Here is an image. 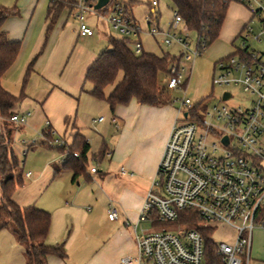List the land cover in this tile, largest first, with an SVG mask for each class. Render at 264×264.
Returning a JSON list of instances; mask_svg holds the SVG:
<instances>
[{"label": "rangeland", "instance_id": "374dc122", "mask_svg": "<svg viewBox=\"0 0 264 264\" xmlns=\"http://www.w3.org/2000/svg\"><path fill=\"white\" fill-rule=\"evenodd\" d=\"M0 5L12 7L16 11L15 15L8 16L3 23L8 36L20 41V51L4 75L3 83L9 92L18 95L27 64L40 51L44 43L43 21L46 0H0ZM130 7L142 31H147L146 15H149L151 7L146 0H133ZM159 11V26L167 30L168 23L172 20L171 0H159ZM244 13L245 9L241 4L230 1L219 38L194 59L192 66L189 61L183 62V74L186 78L185 92L182 89L165 88L171 96L172 102L169 105L173 111L182 109L179 99L184 96L196 101L204 95H210V102L219 101L223 90H231L233 94L231 99L223 101V104L228 107L238 104L245 106L250 102L251 96L240 86L212 87L209 79L214 62L230 54L235 47H239V38L231 43L227 36L233 32V28ZM65 14L68 15V12L62 15ZM156 15L157 9L154 12V16ZM84 21L93 29L92 37H79L78 22L71 16L64 24L58 21L49 33L42 52L36 58L28 75L23 88V97L16 106L18 112L29 113V115L26 122L16 124L9 144L20 162H23V175L30 172L29 177L23 176V185L16 189L13 200L21 207L34 204L50 213L51 225L45 243L54 245L55 240L63 236L59 242H66L68 239L70 258H76L79 255V243L83 233L80 226L87 219L96 221L106 232H113L116 221L108 220L107 205L110 203L117 207V196L126 186L135 194H142L144 199L151 184L150 181L136 182V177L130 176L127 172L131 169L125 167L124 163H116L110 156L104 155L102 159L92 156L102 147L103 141L110 149L115 146L121 122L118 121L115 124L111 122L112 113L108 104L104 100L93 97L89 93L92 84L84 80L87 66L102 50L108 48L106 37L114 35V32L108 22L95 12H85ZM251 25L257 29L258 23L253 21ZM182 35L189 49L194 50L197 34L194 31L184 30ZM141 37L144 49L158 55L165 52L177 55L181 50V46L177 43L165 45L160 43L158 37V43L148 35L142 34ZM249 43L250 48L264 51V40ZM119 79L120 74L116 81ZM161 84L164 86V79ZM111 88L112 86L106 88V94ZM67 109L73 110L72 119L79 127L80 133L84 134L90 142L87 171L91 180L79 177L72 181L71 172L59 163L63 153L58 148L52 147L57 145L59 139V125L62 122L59 116L60 111ZM56 114L59 115L56 116ZM99 117H102V120L98 121ZM46 119L53 123L51 135L55 143L43 134L48 128ZM150 125L146 123V129H151ZM70 134L73 140L75 132ZM41 141H45L49 146L41 144ZM63 142L68 145L67 142ZM91 167H95L96 172L91 173ZM57 169L60 170L59 173H56ZM198 226L200 223L191 225L169 223L166 228L169 232L181 233ZM141 228L150 229V224L141 222L138 229ZM233 235L234 230L230 226L217 223L212 238L219 243L230 242ZM88 242H91L88 246L91 248L93 243ZM27 246V243L16 239L10 226L1 229L0 264H25ZM116 255L114 252L112 259L110 258L111 264H117L120 256Z\"/></svg>", "mask_w": 264, "mask_h": 264}, {"label": "built area", "instance_id": "2783aa9c", "mask_svg": "<svg viewBox=\"0 0 264 264\" xmlns=\"http://www.w3.org/2000/svg\"><path fill=\"white\" fill-rule=\"evenodd\" d=\"M70 1L68 15L77 20L79 36L93 35V29L84 21V13L92 11L108 22L118 38L129 40L136 54L142 51L138 39L142 29L121 0H116L107 14L93 9L90 0ZM224 1L243 5L249 17L237 37L239 47L214 62L211 84L240 86L251 96L250 102L226 106L223 101L232 98L231 90H223L219 101L210 102L207 97L179 99L182 109L177 110L156 175L132 224L136 255L121 258L120 264H248L252 232L256 227L264 228V51L250 48L249 43L264 40V0ZM148 2L157 4L156 0ZM253 21H257V29L251 25ZM184 30V21L174 10L167 30L151 24L146 31L150 36H160L165 45L181 46L178 62L170 66L164 78L168 90L185 92L183 62L192 65L201 53L197 45L189 49ZM28 115L16 113L10 120L24 123ZM62 144L58 139L57 145ZM90 172H96L95 167ZM25 176L29 177L30 172ZM182 213H194L200 226L181 233L169 232V223L191 225L179 221ZM107 217L117 220V207L110 204ZM141 222H148L150 229H138ZM217 223L230 226L234 235L230 242L220 243L211 235L213 255L209 257L200 227L214 232ZM124 224L131 222L125 219Z\"/></svg>", "mask_w": 264, "mask_h": 264}, {"label": "trees", "instance_id": "16d2710c", "mask_svg": "<svg viewBox=\"0 0 264 264\" xmlns=\"http://www.w3.org/2000/svg\"><path fill=\"white\" fill-rule=\"evenodd\" d=\"M94 5L96 0H90ZM116 0H109L108 4L98 9L102 14H107ZM125 11L128 13L133 0H121ZM174 10L182 17L189 31L197 34V49L202 52L217 38L224 22L228 2L224 0H171ZM71 9L70 0H48L46 9V27L44 31V43L38 53L28 62L22 81L21 91L13 95L1 85V78L11 67L20 50L19 40H9L7 33L2 29L3 21L16 11L12 7L0 5V230L11 227L13 234L19 242L27 243L25 252V264H48L50 256L65 259L67 253L64 243L54 245L45 243L51 225V215L48 211L34 206V204L21 207L13 200L16 189L23 185V169L19 158L9 147L12 133L16 124L10 117L17 112L16 106L23 97V88L34 62L42 52L49 33L54 28L63 11ZM130 41L112 35L107 36L108 48L102 50L95 60L86 69L84 80L92 84L89 93L100 100H104L111 112L118 105H127L132 99L139 104L165 105L172 102L169 92L161 84L173 63H177L179 55L168 52L161 55L142 50L136 54L130 47ZM120 79L116 81L118 75ZM112 86L106 94L107 87ZM207 98L210 95L206 96ZM44 135L51 142V130L47 129ZM48 145L45 141L40 142ZM58 148L64 153L62 167L71 172V180L79 177L91 180L87 171V160L90 153V144L86 138L76 131L70 144L63 142ZM107 148L103 144L94 158L102 159L106 155ZM74 153L77 156H74ZM60 170L57 169L56 173ZM179 221L195 224L194 213H182ZM204 239L205 254L213 255L212 228L200 227Z\"/></svg>", "mask_w": 264, "mask_h": 264}, {"label": "crops", "instance_id": "0c3cea01", "mask_svg": "<svg viewBox=\"0 0 264 264\" xmlns=\"http://www.w3.org/2000/svg\"><path fill=\"white\" fill-rule=\"evenodd\" d=\"M156 1H157L156 5H151L148 2V0H146L148 5L151 7L149 15H146L148 27L151 24H153L158 29L164 30L159 26L160 25L159 0ZM47 4H48V0H46L45 15L43 21L44 31L46 27L45 16H46ZM241 6L245 9V13L241 16V19L238 21L235 28H233L234 29L233 32L229 33L227 36L231 40V43L238 37L239 32L241 31L244 23L247 21L249 17V13L247 9L243 5ZM156 9H157V15L154 16V12L156 11ZM173 11H172V17H173ZM65 12L67 13V11L65 10L62 12V14H64ZM62 14L60 15L58 21L61 22V24H64L69 16L66 14L65 15ZM128 14L132 18V20L140 26V23L133 14L131 7L128 11ZM170 22L168 23L169 25ZM2 29L6 31L7 38L9 40H16L8 36V31L4 28V23ZM142 34L148 35L156 43H158L157 37L158 38L161 37L150 36L149 34L146 33V30L139 33L138 39L141 43L142 50L146 52H151L144 49V44L142 42V37H141ZM92 36H79V37L88 38ZM112 36L117 37V35L115 34ZM160 43L163 44L161 41ZM95 58L90 62V64L95 60ZM89 65L87 66V68L89 67ZM6 72L4 73V75L6 74ZM212 74L209 75L210 82H211ZM4 75L1 78V85L4 89H6L3 83ZM203 97H206V95L202 96L201 98ZM16 110L18 112L17 108ZM72 111L73 110L70 109L61 110L60 111L61 115L56 114V116L57 115L60 116V120L62 121L61 125H59L60 130H59L58 138L60 140L62 139L63 141L67 142L68 144L72 142V136L70 134L71 132L76 133V131H78L80 133L79 127L76 126L74 119H72L71 117ZM111 113H112L111 122L115 124L118 121H120L121 128L119 130L120 132L119 137L113 148L111 149L108 148L106 142L103 141V144H105L107 148L106 155L110 156V158L114 160L116 163L119 164L124 163L125 167L131 169L130 171L127 172L130 173V176L134 175L136 177L135 178L136 182L140 180L144 182H148V181L151 182L156 175V169L160 159V155L165 145V142L168 138L172 125L176 119L177 111H173L170 105L168 104L145 105V104H139L134 99H132L127 105L116 106L114 111ZM46 121L48 122L47 129L53 131V126H52L53 123H51L49 119H46ZM146 123L151 124L150 125L152 126L151 129H146ZM82 135L89 142L87 137L84 134ZM63 158H64V153L59 160L61 166H62ZM123 171H125V169H123ZM25 174L24 177H26ZM142 202H143L142 194H135L128 186L123 187L121 189L120 194L117 196V203H118L117 207L119 209L118 210L119 217L117 220H115L116 223L114 224V231L108 233L103 227L98 225L96 221L92 219H87V221H85L80 226V230H83V233L81 238L82 240L79 243V248H80L79 255L76 258L75 257L70 258V254H71L70 253L71 251L69 250L70 244L69 242H67L68 240L67 239L66 242L63 241L64 249L67 253V257L63 260L55 256H50L48 257L47 260L48 264H111L110 261L112 259L111 257H113L114 252L120 256V258L117 260V264H120V259L123 257H135L136 255L135 231L133 229L132 224L135 223L137 220ZM109 205L110 203L106 207V212ZM125 219L129 220L131 224L130 225L124 224ZM59 237L60 238H57L55 240L56 243H59V241L63 239V236H59ZM88 241H92L93 243V246L91 248H88L89 243H91ZM248 264H264V228L256 227L252 232Z\"/></svg>", "mask_w": 264, "mask_h": 264}, {"label": "water", "instance_id": "95a60500", "mask_svg": "<svg viewBox=\"0 0 264 264\" xmlns=\"http://www.w3.org/2000/svg\"><path fill=\"white\" fill-rule=\"evenodd\" d=\"M108 2H109V0H96L94 5H93V9H95V10L101 9L102 7L107 5ZM184 114H186V113H184ZM224 141L226 142V138H224Z\"/></svg>", "mask_w": 264, "mask_h": 264}]
</instances>
